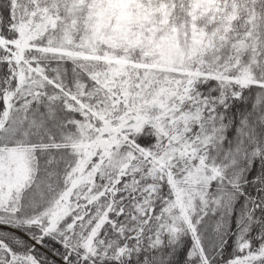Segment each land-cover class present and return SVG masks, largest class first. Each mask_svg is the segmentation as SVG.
Returning <instances> with one entry per match:
<instances>
[{
	"label": "snow or ice",
	"instance_id": "obj_1",
	"mask_svg": "<svg viewBox=\"0 0 264 264\" xmlns=\"http://www.w3.org/2000/svg\"><path fill=\"white\" fill-rule=\"evenodd\" d=\"M0 264H264V0H0Z\"/></svg>",
	"mask_w": 264,
	"mask_h": 264
}]
</instances>
